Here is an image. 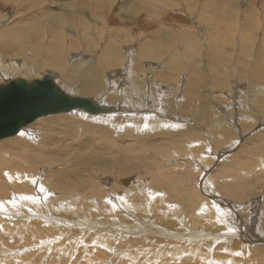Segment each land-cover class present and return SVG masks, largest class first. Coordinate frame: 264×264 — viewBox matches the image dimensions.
Returning a JSON list of instances; mask_svg holds the SVG:
<instances>
[{"label":"rangeland","instance_id":"374dc122","mask_svg":"<svg viewBox=\"0 0 264 264\" xmlns=\"http://www.w3.org/2000/svg\"><path fill=\"white\" fill-rule=\"evenodd\" d=\"M67 1L47 0V3L44 2L45 4H40L39 7H33L32 5L27 4L26 0H16L17 4H15V2L5 3L0 1V29H2V27H13L19 30H27L28 25L31 24L35 27L33 35L41 36L42 39L40 41H42V44L51 45L63 42L65 45H69L70 43H75L79 38L80 41L83 42L84 37H81V28L77 26V23L80 24L82 23V20L85 19L86 22H89V25L93 27V35L96 36L95 42L98 45L97 48L99 50L102 46L109 43L110 40H116L113 38L116 37L114 36V33L110 36V30L113 32H119L118 35L122 37L123 40L126 38V35H128L126 32H130V38L134 37V41L136 40L137 42H134L126 49L123 48L124 50L122 51L126 57L130 58L136 56L138 43L140 41H148L151 43L153 40V34L158 32L159 29H163L161 37L164 36V30L168 33V35L163 37L164 39L162 38L164 42H167V40L170 39L169 35L171 34L172 36L177 35L175 37L182 34L180 35L181 37L183 34L187 33L189 35H193L195 31L198 33L200 32L199 34L201 35L206 34L204 32L206 28L203 29L201 27L202 31H200L201 28L197 24V21L191 18V16L186 12L173 11L169 9L163 11L164 13L161 18H151L147 15V11H143L140 14L137 13L135 15L136 17H130L127 13V15L124 14L120 8L124 0H115L110 5V7L113 6L112 9L109 7L111 10L109 8H104V12L91 11L95 12L94 14L90 11L86 13L77 12V15L80 14L79 17H77V23H68L67 28L62 29L61 34L57 38H53L51 32L48 30L50 28V24L48 23L46 15L49 14V12L53 14L68 13L69 11L64 10L65 2ZM217 1L219 4H225L228 0ZM247 1L241 0L240 5L248 8L244 5H248L249 3V5H254V3L256 4V6H253L252 8H255V17L257 20L259 19L257 21V24L259 25H256L259 26L258 28L260 30L258 29V31H250L247 34H244L241 32L242 27L239 26L238 28L240 30L237 28L238 30L234 35L238 37V39H241L242 36H253L256 38L254 41H256L257 44L254 48H257L253 49V47H249L248 50H243L241 49L240 44H235L233 49H231V59L233 61H239L238 63L240 64H232L236 71L230 75L232 76L234 82L242 83V85L244 84L245 91V83L248 79L243 77L242 81H239L240 78L236 80L238 75L242 74V67H240V65H247L244 74H249L250 69L254 67L253 63H255L252 55H259L262 50H264V46H262L264 42V0H251V2L248 3ZM56 6L58 7L56 8ZM40 9H42L43 13H39ZM100 14L103 15L108 23L109 30L107 31V34H105L104 31L100 33L99 29L101 28L102 23V19L99 17ZM122 16H128V18H123ZM44 17L46 19H44ZM241 17L243 18V13L240 14V18ZM41 24L43 27H41ZM248 24H250V22H248ZM71 25L74 27H71ZM208 26L210 25L208 24ZM45 27H47V29ZM228 30L225 32L227 33L228 31V33H232V29L229 28ZM162 39H160V43L162 42ZM241 40H244L245 42V40L248 41V38H242ZM80 41H77V47L80 48L78 51L77 48L73 49L68 46V50H71L65 53L66 69L64 71L62 69H58L57 71L55 69L32 71V68L39 65L40 59H33L28 55V53H26V55L18 53L19 55L17 54L16 56H12L10 59L7 58L8 60L6 63L19 61L27 64L28 67L26 69H19L16 73H9L6 76H3L2 71L0 70V80L15 76L39 78L42 75L52 72L57 75L59 84L66 89L72 88L77 92L90 95L89 97L92 98H96V96L101 93L103 94V98L99 99V101L103 104L115 106V104H118L121 99L115 100L114 102H108L106 99L111 95L116 96V99L128 95L129 91L125 90H120V92L118 91L116 93L113 92L114 84L117 80H120V78L116 77V75H124L126 69L123 67H117V63L113 66L112 70L104 72L96 71L95 65L99 66L96 54L99 53V51H96V47V49H92V52L84 51L83 48L87 47V44L85 43L81 46ZM15 43L16 45H28L25 41L21 40H17ZM155 43H158V41ZM227 49L228 48L224 46L223 51H226ZM154 60L158 65H162L166 59L157 55ZM149 63L150 62L144 63V69L146 70L145 73L150 69L153 70L155 74L158 71L163 72V68L155 67L152 69ZM76 65H83L84 69H77L75 67ZM186 68L187 67L183 68V71H185ZM129 69L131 73L137 71V68L132 65ZM66 76L70 78L68 85H65V82L63 81V78ZM169 77V75L165 76L164 80H170L171 77ZM81 78H86L88 82L86 84L80 83L79 80ZM144 78L146 77L144 76ZM183 80L184 78L180 77V81H178V83H180L179 86L182 82L184 84H182L183 88H186V80ZM159 81L164 85L172 86L162 82L161 79ZM120 82L124 83L125 86H130L132 83L126 78ZM183 88H181V90H176V92L181 94L184 93L185 89ZM201 88L199 90H201ZM209 88L210 87L207 85L205 89L206 95H203L205 97L204 100H208L212 105V107L208 110L204 109V112L207 113L209 119L211 121H215L218 117L219 119L230 118L231 121L230 119L229 121L230 123L233 122V125L237 124V121L240 122L241 115L244 114L245 109L241 108L239 102L237 101L235 111L233 110L234 115L231 118L230 116H232V112L228 111L229 107L221 102L224 97L222 98L220 96L221 98L219 99V95L215 94L217 91L215 93L208 94ZM234 88L236 89V85L234 86V84L231 83L228 90L232 93L235 90ZM133 91H135V89ZM154 91L163 97L164 103L167 102L165 99L166 93L162 91L160 87L154 88ZM237 92L238 91L235 90V93H232L233 99L230 97L229 100L231 101L227 102H233L235 96L237 100V97L239 98L241 95V99L244 104L256 102L255 97L251 100L252 98L249 97L247 91L245 92L246 94H244V91H242L241 94ZM200 94H202V91ZM207 95H210L209 98H207ZM137 96H133L135 100L139 98ZM244 96L247 101H244ZM133 97L130 96L131 99ZM146 97L147 96H145V98ZM261 97H264V95H261ZM183 98L185 99L186 96H183ZM179 99L182 101L181 98ZM191 99L192 98L190 97L189 100L194 102L193 99ZM186 100L187 99H185V101ZM137 101L140 102L141 100L138 99ZM158 103L159 105L157 106H155V103H146V105L143 103V106L146 108H142L145 111V114L149 117V115H151L150 111H152V108L155 107L157 112L155 114L157 117L155 119L156 121L161 120L162 118L159 117V115H164L165 111H167V109L161 107V101H158ZM190 104L191 103L189 102L188 105ZM220 106L221 108H219ZM126 108L127 107L124 106L122 109L127 110ZM140 109L141 108H137V106L134 105V110H128L129 118L131 119V116L132 118H136L139 114L138 110ZM188 111L190 112L188 113ZM199 111L200 109L198 108H192L191 110L187 108L188 115H186L187 113L182 117L174 115L171 119L173 124H175V122H177L180 118H183L184 122L187 121L185 123H188L187 125L189 126L190 131H198L201 129L203 131L204 127H202L198 121ZM64 115L75 119L77 124L74 123L72 125L77 127L81 126L83 130L84 128H89L90 125L97 126V123L100 124L103 117L102 115L92 116L79 109ZM84 115L87 117H83ZM168 115L166 114V116ZM58 116L59 115H52V117H55L56 119ZM48 117L39 118V120L37 119V121L34 122L35 124H31L32 126L24 129V132L16 135L18 138L15 136L0 141V153L3 154L5 159L7 158L10 163L14 164L13 167L17 165V161H15L17 159L15 158L12 160L10 156L13 153L18 154L19 148L21 151L24 149L21 145L17 144V140L26 141L27 144H34L36 146V150H31V154L34 156L33 159L28 158L23 162L18 160L21 165H19L20 168H16L17 172H14L13 170L11 171L9 168L0 173V219L9 220L10 216V218L13 219V221L10 220L12 222L6 221L5 224L2 225L3 227L0 225V264H214L215 260H219L220 262L217 261L219 264H264V157L255 153L260 147V144L256 142V137L257 135L264 133L263 122L259 127L255 126L254 129H248L245 133H242L240 129H236V132H234L236 136L231 138V142H226L218 152L212 151V153V145L207 144L203 146L202 150H200V156L194 159L190 154L193 152L195 155H199L195 151V148L200 146L198 142L195 143L193 148L189 146V149L193 150L190 152L189 149H187L182 157L179 153L172 155V158L168 156H156L153 160V158L149 157V161H147L148 165L146 164L140 169V171L135 172V174L134 171H130L129 173L126 168H129L131 164L139 163L137 159L140 155L145 158L146 149L144 148V145L151 147L153 144H156L159 147H163L164 141L162 140H164V136H160L162 134V127L156 128L158 130H154L153 132L145 130L141 132V134L139 133L140 135H144V137L148 136V139L142 140V142L140 139H136L137 136L135 134L123 131L122 123H119V125L113 124L111 126L107 124L109 129H117V132H115L116 134L113 136L110 135L109 132L104 130L106 128H101V130L97 128V132H91V134H96L95 138L98 142L104 143L105 141L103 146L100 147V150L92 151L91 153L82 149L81 145L83 144L78 146L75 144L78 140L80 143H83L84 139L87 140L85 136H90L89 133L85 136L84 134L77 136L78 139L75 138L76 141L72 144L70 140H67L65 133L59 132L56 128H53L58 131L57 133H53L58 136L55 139L56 146L53 145L51 148H48L46 144L42 143L46 137L51 136L52 124L47 123V121L44 123L49 127L44 125L40 127L39 123H41L44 118ZM187 118L190 119L188 120ZM109 119L113 118H105L101 123L103 124L108 122ZM116 119H118V117ZM140 119L141 118H139V120ZM144 120L150 121L151 119L144 118L143 122H145ZM261 121H264V114ZM239 122L237 125L240 126L241 123ZM250 123L252 124V121ZM237 125L235 126L240 128ZM134 127L135 125L133 126V129ZM187 129L188 128H186V126H182L180 128L168 126L167 130L173 132L182 131L184 133ZM217 131L219 132V138L223 139L220 135L221 132L231 131V129L228 130L226 126H224L218 127ZM159 133L160 135L158 137L157 134ZM206 134L207 133L204 131L201 132V139L210 140ZM150 137H153L154 140L156 139L158 143L156 141L154 142L153 138L151 139ZM104 138L106 139L104 140ZM175 138L179 137L177 136ZM180 138H184L183 134H181ZM149 139H151V141H149ZM125 140H128L127 142L129 143H134L135 146L138 147L136 152H130L129 156H127L128 160L131 162L128 163L129 165H125V163L121 161L122 158L120 157V152H118L119 156L116 157L115 154L110 155V150L114 147V144L118 143L124 148L123 145L126 143ZM58 141L59 143H57ZM166 141L167 140H165V144H168ZM151 142L154 143L152 144ZM107 143H109V145H107L106 148L105 144ZM229 143L232 144L231 147L221 150L222 148L227 147ZM243 148L245 149V152H243ZM50 149H56V151H51V153L56 154L52 155L49 152V154L47 153L45 156L40 152V150L48 151ZM64 149L67 153H65ZM96 152L101 155V157H98L99 159H97V163L92 157H90L92 161L90 159L86 160L88 159L87 157ZM161 152L167 153L165 150ZM57 153H59V155ZM81 154L83 157H80V159L79 156ZM102 154L104 157L107 155L108 158L110 156H114L115 158H113H117L118 160H116L113 164H104L106 159L103 158ZM147 154L151 156L152 151ZM171 154H173V152H171ZM47 155L50 156L48 157ZM234 155H238L239 161H244V163L248 161L251 164L247 169L246 167L241 169L239 165L241 163L238 159L233 158ZM246 155H249V157H246ZM73 156H76L78 159ZM204 158L207 159L204 160ZM84 160L89 164L91 161V167H89L90 165L84 166ZM195 160L198 161L199 165H197L198 163L195 162ZM202 160H204L205 163ZM8 161L7 163H9ZM68 161H71L70 164ZM260 161L262 162L260 163ZM50 162L52 164H48ZM63 162H65L66 165ZM76 162L82 163L77 164ZM76 165L80 166L78 167ZM159 165L165 166L162 171L165 173L166 178L161 179L164 182H168V184L171 181L169 185L165 184L163 187L159 185L161 179H158L159 177L157 178L158 174L156 173ZM112 166L116 169H113ZM82 167L86 171H84V173L82 169L81 177L83 179L81 177H74L73 175L69 177V174H74V171L77 172V170ZM122 167H124V169H122ZM36 169L39 170L36 171ZM232 169L236 171V174L229 175L228 173L230 170L232 171ZM113 172L115 173V177H112L114 176ZM186 174H190V176H187ZM11 177L14 179L11 180ZM63 178L64 180L61 181ZM76 178L77 182L79 180L81 184L82 181H87V189L84 191L77 190L73 192L62 186V184L65 183L64 181L72 183L76 181ZM172 180H177L178 182L177 191L180 192V194H177L178 196H185L189 193L192 196L187 198L184 197V202H186L184 207L181 199H179L177 195L176 197L173 194L174 192L168 189V186L173 183ZM91 181H95V184L94 182L91 183ZM190 187L192 188L193 193L195 190V197H193L192 192L186 191ZM118 189L120 190L118 191ZM233 191L237 192L239 194L238 197L240 198L233 197V194L231 193ZM24 196L30 198L24 199ZM162 199L164 201H162ZM43 217L47 220L43 219ZM15 221H18L20 225L25 224V227L21 228L22 226L20 227V225H17V222ZM27 222H29V224H27ZM35 222L36 224H34ZM242 228H247L246 231H248V235H253L252 239L254 240V243L252 248H249L252 250H250L251 252L234 248L236 243L240 241L244 244L246 243L243 239H240V237L242 238V236H244L242 235L243 232H245L241 230ZM171 233H177L178 235H183L188 238L191 237L195 243L190 244L185 241L176 243L173 239L164 240L166 235L169 236ZM232 234H237L239 236V241L231 239L233 238ZM118 235L121 238H123V236L120 235L127 237V243L125 244V241L121 242L119 239L116 241L115 237ZM228 237L229 239H227ZM129 241L131 243H128ZM164 242H168L167 244L170 243L171 245H168L166 248ZM201 243L203 245H201ZM127 244H129L128 247L126 246ZM126 249L127 252L124 251ZM100 254H104L105 256H99ZM94 256L96 258H94ZM258 256L263 257V259L258 260ZM91 257L93 260H91ZM204 261L206 262L204 263Z\"/></svg>","mask_w":264,"mask_h":264},{"label":"bare ground","instance_id":"6f19581e","mask_svg":"<svg viewBox=\"0 0 264 264\" xmlns=\"http://www.w3.org/2000/svg\"><path fill=\"white\" fill-rule=\"evenodd\" d=\"M0 1H3L5 3L15 2V4H17L16 0L15 1H13V0H0ZM114 1L115 0H68L67 2H65V9H64L66 11H69L68 13L53 14V13L49 12V14L46 15L48 23L50 24V28L48 30L51 32L53 38H57L61 34V30L67 28L68 23L69 24L77 23V17H79V15H80V14L77 15V12L78 13H86V12H89V11L90 12L91 11L104 12L103 11L104 8L105 9L109 8L110 5ZM240 1L241 0H228L225 4L224 3L223 4H219L217 0H124V2H122V4H121L120 8H121V10L123 11L124 14L127 13L130 17L135 16L137 13L140 14L143 11H147V15L149 17H151V18H153V17L154 18H156V17L161 18L162 14L164 13L163 11L171 9L173 11L186 12L187 14H189L191 16V18H193V19H195L197 21V24L200 26V28L201 27L203 29L206 28V30H204V32L206 33L205 35L204 34L201 35V34H199L200 32L198 33L197 31H195L193 33V35H189L187 33V34H183V36H181V37H180V35H182V34H179L178 37H175L177 35L172 36V34L170 32V34H171V35H169L170 39L167 40V42H164V40H163L164 39L163 37L168 35L167 31L164 30V34H163L164 36L161 37L163 29H159L158 32L155 31L156 33L153 34V36H152L153 40L151 41V43L148 42V41L147 42L146 41H140V42L138 41L141 45L138 43V50L136 51L137 54L133 58L126 57L122 53V51L124 49H126L128 46L132 45L134 42H137L136 40L134 41V39H133L134 37L130 38V32H126L128 35L125 34L126 38H124V40H123V38L118 35L119 32H113L112 30H110V36L112 35V33H114V36H116V37H113V38H115L116 40H114V41L110 40L109 43H107L104 46H102L101 49L99 50L97 48L98 45L95 42L96 36L93 35V27L91 25H89V22L87 23L85 19L82 20V23H80V24L77 23V26H79L81 28V34H82L81 37L82 38L84 37L83 42L80 41V38H79V39L76 40L75 43H70L69 45H65L63 42H59L58 44H51V45L42 44V41H40L42 39L41 36L33 35L35 27L33 25H31V24L28 25V29L27 30H19V29H15L13 27H11V28L2 27V29H0V70L2 71V75L3 76L8 75L9 73H16L19 69H26L28 67L27 64L21 63L19 61L14 62V63H10V62L6 63L7 60H8L7 58L10 59V58H12V56H16L18 53L23 54V55H26V53H28V55L31 56L33 59H40L39 60V65H37L36 67L32 68V71H43V70H48V69H55L56 71L58 69L59 70L62 69L64 71L66 69V67H65L66 66L65 53L69 52L71 50V49L68 50V46L73 48V49L77 48V51H78L80 48L77 47V44H78L77 41L78 42L80 41L81 46L83 44H85V43L87 44V47L83 48L84 51L92 52V49L95 48V47L97 48V49L95 48L96 51L97 50L99 51V53L96 54L97 55V62L99 63L98 64L99 66L95 65L96 71L104 72V71H107V70H112L113 66L115 64H117V63H118L117 67H123L124 69H126L125 72H124V75H122V76H121V74H117L116 75V77H119L120 80L119 81L117 80L116 83L114 84L113 92L114 93H116L118 91L120 92V90L121 91H123V90L129 91L128 95H130L131 97L138 95L137 97H139L138 99L141 100L140 102L137 101L138 99L135 100L134 97L131 99L130 96H128V95H126L125 97L123 96L122 98H117V99H116V96L111 95V96H109L106 99L108 102H110V101L114 102L115 100L121 99L118 104H115L116 107L108 105V104H103L101 101H99V99L103 98V94L99 93V95L96 96V98H92V97H89L90 95H85V94H83L81 92H77L76 90H74L72 88L66 89L65 87H63V86H61L59 84L57 75H55V73H52V72H49V73H47L45 75H42L39 78H27V77H19V76L7 77L5 79L0 80V84H5V83H7L9 81H13V80H17V79H24V80H26L28 82H31L33 80L41 79L44 76L48 75V76H51L53 78V81L55 82V84L57 86H59L61 89H63L68 94H70L72 96H75V97H79V98H88V99L92 100V102L94 101L98 106H105V108H110L111 111H109L107 113L90 114V113L86 112V113H88V114H90L92 116H100V115H102L103 117H102V119L100 121V124L97 123V126L90 125L89 128H84V130L81 128V126L80 127L73 126L72 124H74V123L77 124V122L72 117H66L64 115L66 113L55 114V115H59L57 119L55 117H52V115L48 117L50 119L44 118V120L41 123H39L40 127L42 125L47 126L44 123V122H47V121H48L47 123H51L52 124L51 136L50 137H46L44 139V142H42V143L46 144V146L48 148H51V146L55 145V142H56L55 139L58 136L56 134H53V133H57L59 131V132L65 133L66 136H67L66 137L67 140L68 141L70 140V142L72 144H73V142L76 141L75 138L78 139L77 136H79L81 134H84V136H85V135H87L89 133L90 136H85V138H87V140L84 139L83 143L82 142L80 143L79 140H78V142H76L75 144H77V146L83 144V145H81L82 149H85V150H87L88 152H91V153H92V151H96V150L98 151V150L101 149L100 147L103 146L105 141H104V143L98 142L97 139L95 138L96 134L95 135L91 134V132H95L97 128H99L100 130H101V128H106L104 130H106L107 132L110 133V135L113 136L114 134H116L115 132H117V129H115V128H113V129L110 128L109 129L107 124H109V126H111L113 124H118L119 125V123H122L123 131H126L128 133L131 132V133L135 134L137 136L136 139H140L141 141L148 139V136L144 137V135H140L141 132H143L145 130H148V132H153L154 130L155 131L158 130L156 128L162 127L161 128L162 134L160 135V133H159V134H157V136L158 137H159V135L160 136H164L163 137L164 140H162V141H164L163 147L161 145H160L161 147H159L158 145H156V144L154 145L153 144L155 141L157 142L156 139L154 140V138H153L154 136L152 137L154 142L153 143L151 142L153 144L151 147H149L148 145H146V146L144 145V148L146 149V156H144L145 158L141 157V155H140V157H138V159H137L139 163L131 164L129 166V168H126L129 173H130V171H134V173L138 172L146 164L148 165L147 161H149V157L153 158V160L155 159L156 156H168V157L172 158L173 157L172 155H174L175 153H179V155L182 157V155H184V152H186V150L189 149V146L193 148L195 143H198V142H199L200 146L198 148H195V151L199 154L198 156L195 155L193 152H191L193 149H189V151L191 152L190 155H192V157L194 159H196L197 157L200 156V152H201L200 150H202L203 146H205L207 144H209V145L211 144L212 145L213 149L211 150V152L212 151L218 152L219 149L223 145H225L226 142L227 143L231 142V140H232L231 138H234V136H236V134L234 133V132H236V129H240L242 133H245V132H247L248 129H254L255 126L259 127L262 124V122L264 123V121H261L262 116L264 114V110H263L264 109V97H261V95H264L263 94L264 93V50H262V52L259 55L258 54L252 55V58L255 61V63H253L254 67H252V69H250L249 74H247V75L244 74L245 73V68H246L247 65L241 64L240 67H242L241 68L242 74H239L238 78H236V80L240 78L239 81L240 80L242 81L243 77L248 79L246 81V83H245L246 91L248 92L249 97L252 98L251 100H253L254 97L256 98V102L255 103H250V104L249 103L248 104H244L242 102V99H241L242 95L241 96L239 95L240 97L239 98L237 97V100H236V96H235L233 102H227V101H231V100H229L230 97L233 99L232 93L233 92L235 93V90H237L240 94H241L242 91H244V94H246L245 93L246 91H245L244 84L242 85V83L234 82L233 79H232V76H230L232 73H234L236 71V69L233 67V65L240 64V63H238L239 61L235 60L236 61L235 62V61H233L231 59V49H233V46L235 44L236 45L240 44L241 45V49H243V50H248L249 47L250 48L253 47V49L257 48V47L254 48V46H256L257 44H256V41H254V40H256V38H254L253 36H242L241 39L242 38H244V39L248 38V41L245 40V42H244V40L242 41L240 38L238 39V37H236L234 35L237 32V30L239 29L238 28L239 26L242 27L241 32L244 33V34H247L250 31L251 32H255V31H258V29H259L258 28L259 26H257V25H259V24H257V21L259 19L258 20L256 19V17H255V8H252L253 6H256V4L254 3V5H249L250 4L249 3L248 4L249 6L248 5H244V6L248 7V8H246V7H243V6L240 5V3H241ZM253 1H252V3H253ZM44 2L47 3V0H26V3L32 5L33 7L34 6H38L39 7L40 4H45ZM248 2H251V0H248L247 3ZM118 4H120V3H118ZM60 6H62V5H60ZM57 7L58 6H56V8ZM112 7H110V8L112 9ZM40 10H39V13H41V12L43 13L42 9H40ZM50 10H51V8H50ZM95 12H91V13L94 14ZM242 13H243V18L242 17L240 18V14H242ZM101 14H100L99 17L102 19V23H101V28L99 30H100V33H102L104 31V33L107 34V31L109 30L108 23H107L106 19L103 17V15H101ZM123 18H128V16H124ZM44 19H46V18L44 17ZM248 22H250V24H248ZM161 24H163V23H161ZM208 24L210 26H208ZM41 27H43L42 24H41ZM71 27H74V26L71 25ZM193 27H194V24H193ZM45 28L47 29V27H45ZM202 28H201L200 31H202ZM229 28L232 29V33H228V31H229L228 29ZM127 30H129V29H127ZM226 30H228L227 33L225 32ZM174 34H177V33H174ZM224 35H225V37H224ZM160 39H162L161 43H160ZM17 40L25 41V43L28 44V45H25V44L16 45L15 42ZM156 41H158V43H155ZM62 44H63V47H62ZM224 46L228 48L226 51H223ZM262 46H264V42H263ZM248 54H249V51H248ZM157 55L160 56L161 58H165L166 59L165 62L162 63V65H158L156 63V61L154 60V58H156ZM145 62H150L149 65L151 66L152 69H154L155 67L163 68V72H159L158 71L155 74L153 72V70L150 69V70H147V72L145 73V71H146L144 69V63ZM185 63H187V64H185ZM131 65L133 67H136L137 71L131 73V71L129 69ZM152 65H154V66H152ZM216 65L219 68H217ZM75 67L77 69H80V70L84 69L83 65H76ZM185 67H187V68H186L185 71H183V68H185ZM206 67H207V69H206ZM144 73H145V75H144ZM167 75H169L171 77V78L169 77L170 80H168V81L164 80L165 76H167ZM144 76L146 78H144ZM180 77H182V78H184V80H186L185 81V84L187 86V87L185 86L186 88H183L184 84L182 82H181V85L179 86L180 83H178V81H180ZM124 78H126V79H128V80H130L132 82L130 86H125L124 83L120 82ZM160 79H161L162 82L170 84L172 86H168V85L162 84L159 81ZM63 81L65 82V85H68V82L70 81V78L68 76H66V77L63 78ZM79 82L83 83V84H86L88 82V80L86 78H81L79 80ZM231 83H233L234 86L236 85V89L234 88L235 90L232 93L230 92V90H228V88L230 87ZM207 85L210 87L209 90H208V94L209 93L212 94V93H215L217 91V93H215V94L219 95V97L218 96H216V97H218L219 99L221 97L222 98L224 97V99L221 102L229 107V110L228 109L227 110L232 112V114H231L232 116H230L231 118L234 115L235 105L237 104V101L239 102V105L241 106V108L245 109L244 114L241 115V121L240 122L239 121L236 122L237 124H238V122L241 123L240 126L235 124V125H237L240 128H237L235 125H233L234 124L233 122L230 123V121H231L230 118L219 119V117H218V118H216L215 121H211L209 119V117L207 116V113L204 112V109L208 110L210 107H212L211 103H209L208 100H206V101L204 100V98H205L204 96L206 95L205 94V89H206ZM156 87H160L161 90L166 93L165 99H166L167 102L164 103L163 97L160 94H158V93H156L154 91V88H156ZM201 87L203 88V90H202ZM181 88L185 89V92L182 93V94L179 93V92L177 93L176 90H181ZM200 88H201V90H199ZM134 89H135V91H133ZM201 91H202V94H200ZM145 96H147V97L145 98ZM183 96H186V98H185V99H187L186 101L183 98ZM209 96L207 98H209ZM190 97L193 99L194 102L189 100ZM170 98H171V100H170ZM179 98H181L182 101H180ZM243 99H245V96H244ZM158 101H161V103H162V104L160 103L161 107L167 109V111H165V114H164L165 116L160 113L161 115H159V117H161L162 119L156 121L155 119L157 117H156L155 114L157 112H156V108L155 107H154L155 109L152 108V111H150L151 115H149V117H148V115L145 114V111L142 108H144V109L146 108L145 106H143V103L145 105H146V103H155L156 105L155 104L154 105L157 106V105H159ZM244 101H247V100L245 99ZM189 102L191 103L190 105H188ZM134 105H136L137 108H141V109L138 110L139 114L137 115L136 118H132V116H131V119H130L129 115H128V112H129L128 110H134ZM124 106L127 107L126 108L127 110L122 109ZM159 108H160V106H159ZM184 108H186V109H184ZM187 108H189L190 110L192 108L200 109V111L198 113L199 114L198 121L200 122L199 124L202 127H204L203 131L207 133L206 135L208 136V138L210 140L201 139L200 136H201V132H203L202 129L198 130V131L195 130V129H194L195 131H190L189 130V126L187 125L188 123H185L187 121L184 122L183 118H180L177 122L174 121L175 124H173V121H172L171 118L174 117V115L177 116V117L178 116L179 117L184 116L187 113ZM219 108H221V106ZM75 110H78V109H75ZM82 111H84V110H82ZM189 112L190 111H188V113ZM188 113L186 115H188ZM166 114L167 115L169 114V115L166 116ZM83 117H87V116L84 115ZM117 117H118V119H116ZM167 117H169V118H167ZM105 118L106 119L107 118H113V119H109L108 122H105V123L102 124L101 122ZM139 118H141V119L139 120ZM144 118L145 119H151V120L150 121L149 120H147V121L144 120L145 122H143ZM187 119L189 120L190 118H187ZM229 119H230V121H229ZM173 120H175V119H173ZM251 121H252V124L250 123ZM33 124H35V123H33ZM146 124H149V125H146ZM32 125H30V126H32ZM134 125H135V127L133 129ZM168 126L169 127H175V128H180L182 126H184V127L186 126V128H188V129L184 133L182 131L173 132V131H168L167 130ZM224 126H226V128L228 130L231 129V131H223V132H221L220 135L223 138V139H221V138H219V132L217 131V128L218 127H224ZM27 127H29V126H27ZM47 127H49V126H47ZM251 127H253V128H251ZM53 128H56L58 131L53 129ZM24 129H26V128H23L20 131V133L24 132L23 131ZM181 134H183L184 138H180ZM177 136L179 138H175ZM16 138H18V136H16ZM16 138H14V139H16ZM81 138H82V136H81ZM163 138H161V139H163ZM105 139L106 138H104V140ZM151 139H149V141H151ZM204 139H206V138H204ZM128 140H129V138H128ZM165 140H167L166 142H168V144L167 143L165 144ZM59 141L57 143H59ZM127 141L125 140L126 143H124V145H123L124 148L121 147L118 143H115L114 147L110 150V152H111L110 155L115 154V157L119 156L118 152H120L121 153L120 157L122 158L121 161L124 162L125 165H127L128 163H131L128 160V158H127V156H129V153L130 152H136L137 149H138V147H136L134 143L130 142L131 143L130 144ZM16 142H17V144L21 145L24 148V149H22L23 151H21L20 148H19L18 149V154L13 153L10 156V158H12V160L15 159V158L17 159V160H15V161H17V165L13 167L14 164L10 163L8 161V159L7 158L5 159V156H3V154L0 153V170H1L0 173L3 170L9 169V168H10L9 170H11V171L13 170L14 172H17L16 168H20L19 165H21L18 162V160L23 162V161H26L25 159H28V158L33 159L34 156L31 154V150H36V146L34 144L33 145H29V144H27L26 141H22V140H17ZM256 142L260 144V147L255 153H257L258 155H261V156L264 157V133L257 135ZM146 143H147V141H146ZM107 145H109V143L105 144V147ZM169 145H172V146H169ZM231 146H232V144L229 143L227 147H224L221 150H224V149H226L228 147H231ZM52 150L56 151V149H50L48 151H45V150L41 151L40 150V152L42 154H44V155L47 154V153L49 154V152L52 155L56 154V153H51ZM163 150H165L167 153H162L161 151H163ZM61 151H62V149H61ZM151 151H152V155L149 156L147 153H151ZM171 152H173V154H171ZM243 152H245L244 148H243ZM65 153H67L66 150H65ZM57 154L59 155V153H57ZM69 155H71V154H69ZM123 155H126V156H123ZM136 155H137V153H136ZM108 156H109V154H108ZM73 157H76V156H73ZM80 157H83L82 154L79 156V158ZM90 157L95 159L96 163H97V161H98L97 159H99L98 157H101V155L96 152L93 155L87 157L88 159H86V158L85 159L89 160ZM106 157H107V155H106ZM106 157H104V155H103V158L106 159L104 164H113L114 162H116V160H118L117 158L114 159L115 158L114 156H113L114 158L111 157V156L109 158L108 157L106 158ZM246 157H249V155H246ZM233 158L234 159H238L239 157H238V155H234ZM55 159H57V158H55ZM201 159H203V158H201ZM205 159H207V158H204V160ZM52 160H53V157H52ZM90 160L92 161V159H90ZM204 160H202V161L204 162ZM7 161L9 163H7ZM91 161H90V164H92ZM210 161H212V160H210ZM238 161H239V159H238ZM70 162H69V164H70ZM84 162H85V160L83 161V163ZM93 162H95V161H93ZM195 162L198 163L197 160H195ZM239 162L241 163V164H239L241 169H243V167H246V169H247L249 167V165L251 164L248 161L246 163H244V161H239ZM261 162L262 161H260V163ZM63 163H65V162H63ZM81 163H79V164H81ZM48 164H52V163L50 162ZM90 164L87 163V161H86L84 163V166L85 165H90ZM118 164H119V162H118ZM65 165H66V163H65ZM125 165H124V167H125ZM141 165H143V166H141ZM197 165H199V163ZM76 166H78V165H76ZM89 167H91V165ZM124 167H122V169H124ZM164 167L165 166H163V165H159L158 166V169H157V172H156L158 174L157 178L159 177L158 179L166 178L165 173L162 171ZM228 167H229V165H228ZM28 168H30V167H28ZM85 168H87V167H85ZM94 168H95V166H94ZM171 168H173V167H171ZM196 168H198V167H196ZM255 168H257V167H255ZM82 169H83V167L81 169L77 170V172L74 171V174H69L70 176L69 175L68 176L71 177L73 175L74 177L76 176V177L79 178V177L82 176V174H81ZM113 169H116V168L113 167ZM190 169H191V167H190ZM38 170L39 169H36V171H38ZM84 171L85 170L83 169V172ZM120 171H121V169H120ZM230 171L228 173L229 175L236 174L235 170L232 169V171L231 172ZM109 173H110V171H109ZM186 175L190 176V174H186ZM117 176H119V175H117ZM112 177H115V173H114V176H112ZM124 178H125V176H124ZM10 179L13 180L14 178L11 177ZM66 179H68V178H66ZM63 180H64V178L61 179V181H63ZM165 181H166V179H165ZM172 181H173V183L170 186H168V189L170 191H173L174 192L173 194L176 196L177 194H180V192L177 191L178 182H177V180H172ZM64 182L65 183H63L62 186L65 189L73 191V192H75L77 190L84 191L85 189H87V181H82V184H81V182H79V180L77 182V178H76L75 182H72V183L71 182H66V181H64ZM92 182H94V184H95V181H91V183ZM170 182H169V184H170ZM14 184H16V183H14ZM165 184L169 185L168 182H164L161 179L160 182H159V185H161L163 187V186H165ZM17 185H19V184H17ZM90 185H92V184H90ZM119 190L120 189H118V191ZM186 191L193 193V190H192L191 187L188 188ZM128 192H129V190H128ZM209 193H211V192H209ZM231 193L233 194L232 195L233 197H238L239 196V194L237 192H235V191H233ZM87 195H90V194H87ZM181 195H184V194H181ZM195 196H196V192L194 190L193 197H195ZM184 197L187 198V197H192V196H191L190 193L185 195V196H181V197L178 196V198L181 199V201L183 202V207H184V205H186V202H184L185 201ZM238 198H240V197H238ZM11 199H10V201H11ZM162 201H164V200L162 199ZM153 208H155V207H153ZM10 217H9V220L8 219L7 220L6 219H0V225L1 226L4 225L6 221L12 222L13 219L10 218ZM43 219L47 220L45 217H43ZM10 220H12V221H10ZM15 222H17V225H20V223L18 221H15ZM29 222H27V224H29ZM38 222H39V220H38ZM34 224H36V222ZM24 225L22 224V225H20V227L22 226L21 228H23V227H25ZM241 230L245 231V232H243L242 235H244V236H242V238L240 237V239L241 240L243 239V241H245L246 243L244 244V243H242L240 241V242L236 243L234 248H239L240 250H243V251L245 250L246 252H251L252 250L249 249V248H252V245L254 243V240L252 239L253 235H248V231H246L247 228H242ZM120 236H123V238L119 237V235H118L117 237H115L116 241L119 239L121 242L125 241V244H126L128 238L124 237V235H120ZM229 237H231V236H229ZM229 237L227 239H229ZM166 239H173L176 243H179V242H182V241H185L186 243H190V244L191 243H195L193 238H191V237L188 238V237L183 236V235H178L177 233H173V234L171 233L169 236L166 235L164 240H166ZM231 239H235V240L239 241L238 240L239 236L237 234L233 235V238H231ZM100 242H101V240H100ZM128 243H131V242L129 241ZM164 243H165V247L166 248H167L168 245H171L170 243L167 244L168 242H164ZM104 244H107V243H104ZM125 244H123V245H125ZM128 245L129 244H127L126 246L128 247ZM201 245H203V244L201 243ZM165 247H164V249H165ZM138 250H139V248H138ZM167 250H170V249H167ZM124 251L127 252V249L124 250ZM176 254H178V253H176ZM240 254H241V252H240ZM101 255L105 256L104 254H100L99 256H101ZM198 255H199V253H198ZM94 258H96V257L94 256ZM262 259H263V257L258 256V260H262ZM91 260H93L92 257H91ZM217 261H219V260H215L214 264H216ZM92 262H94V261H92ZM205 262L206 261H204V263ZM217 264H219V263H217Z\"/></svg>","mask_w":264,"mask_h":264},{"label":"water","instance_id":"95a60500","mask_svg":"<svg viewBox=\"0 0 264 264\" xmlns=\"http://www.w3.org/2000/svg\"><path fill=\"white\" fill-rule=\"evenodd\" d=\"M75 109L90 114L111 111L88 98L68 94L48 75L31 82L17 79L0 84V141L15 137L39 118Z\"/></svg>","mask_w":264,"mask_h":264},{"label":"snow or ice","instance_id":"6c2138e0","mask_svg":"<svg viewBox=\"0 0 264 264\" xmlns=\"http://www.w3.org/2000/svg\"><path fill=\"white\" fill-rule=\"evenodd\" d=\"M30 197H25V199H29Z\"/></svg>","mask_w":264,"mask_h":264}]
</instances>
